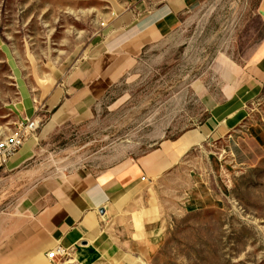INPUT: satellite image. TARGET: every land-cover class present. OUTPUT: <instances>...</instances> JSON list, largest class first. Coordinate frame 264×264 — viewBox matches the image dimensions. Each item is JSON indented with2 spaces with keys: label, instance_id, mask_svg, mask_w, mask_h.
Listing matches in <instances>:
<instances>
[{
  "label": "rangeland",
  "instance_id": "obj_1",
  "mask_svg": "<svg viewBox=\"0 0 264 264\" xmlns=\"http://www.w3.org/2000/svg\"><path fill=\"white\" fill-rule=\"evenodd\" d=\"M118 1L0 0V138L26 119L40 121L24 159L0 166V242L25 219L41 180L78 167L102 170L199 125L209 100L228 92L235 40L259 2L190 7L170 34L142 48L88 116L52 125L40 111L45 72L73 65ZM250 102L232 133L255 128L264 141V90ZM225 144L196 146L144 184L135 208L152 206L159 230L131 264H264V150L255 161L234 163ZM198 186L208 194L201 191L200 204L193 197ZM57 264L85 263L68 249Z\"/></svg>",
  "mask_w": 264,
  "mask_h": 264
},
{
  "label": "crops",
  "instance_id": "obj_2",
  "mask_svg": "<svg viewBox=\"0 0 264 264\" xmlns=\"http://www.w3.org/2000/svg\"><path fill=\"white\" fill-rule=\"evenodd\" d=\"M203 1L113 3L106 26L79 59L67 69L45 72L49 82L40 94L41 115L52 125L88 116L91 105L135 65L144 46L170 34L180 15ZM235 53L236 62L231 61L227 71L228 92L209 100V114L199 125L102 170L78 167L38 182L25 219L8 229L0 242V264H57L58 256L50 260L46 254L58 246L74 250L85 264H131L143 256V248H151L159 230L152 206L135 208L146 182L167 173L192 148L214 142L226 143L234 163L257 160L264 150L261 131L232 132L244 118L237 115L239 110L264 90V0L242 24ZM27 139L6 167L24 159ZM198 187L193 197L200 204L201 191L208 194Z\"/></svg>",
  "mask_w": 264,
  "mask_h": 264
},
{
  "label": "built area",
  "instance_id": "obj_3",
  "mask_svg": "<svg viewBox=\"0 0 264 264\" xmlns=\"http://www.w3.org/2000/svg\"><path fill=\"white\" fill-rule=\"evenodd\" d=\"M39 124L38 118L26 119L15 132L0 138V166L6 164L7 160L23 146L26 138L35 133ZM64 253L65 249L58 246L49 250L46 256L53 260Z\"/></svg>",
  "mask_w": 264,
  "mask_h": 264
}]
</instances>
